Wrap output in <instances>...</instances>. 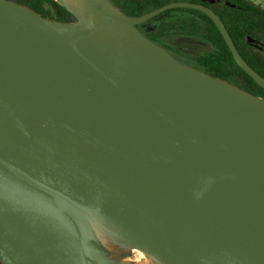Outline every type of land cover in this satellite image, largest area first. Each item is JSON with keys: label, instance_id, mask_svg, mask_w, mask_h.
I'll use <instances>...</instances> for the list:
<instances>
[{"label": "water", "instance_id": "1", "mask_svg": "<svg viewBox=\"0 0 264 264\" xmlns=\"http://www.w3.org/2000/svg\"><path fill=\"white\" fill-rule=\"evenodd\" d=\"M89 1L98 18L79 22L0 0V263L110 264L87 213L173 264H264V98L138 25L195 8L264 77L203 3L117 18Z\"/></svg>", "mask_w": 264, "mask_h": 264}, {"label": "trees", "instance_id": "2", "mask_svg": "<svg viewBox=\"0 0 264 264\" xmlns=\"http://www.w3.org/2000/svg\"><path fill=\"white\" fill-rule=\"evenodd\" d=\"M22 4L46 18L76 21L70 9L57 0H11ZM178 0H110L127 16H138L168 2ZM201 2L212 8L222 19L235 47L244 60L264 77V53L252 47L251 41L264 44V8L248 0H187ZM150 25L145 32L151 40L173 36L199 37L209 48L193 56L191 66L225 80L255 96L264 98L259 86L235 62L231 51L214 22L202 11L190 7L166 9L141 23ZM139 24V25H141ZM161 38V39H159Z\"/></svg>", "mask_w": 264, "mask_h": 264}, {"label": "bare ground", "instance_id": "3", "mask_svg": "<svg viewBox=\"0 0 264 264\" xmlns=\"http://www.w3.org/2000/svg\"><path fill=\"white\" fill-rule=\"evenodd\" d=\"M73 14L78 18L79 22L92 21L98 18L96 9L92 6L89 0H62ZM104 5L109 6L115 13L117 18H123L124 14L117 8L111 5L108 0H100ZM139 44L134 43L128 48L127 54H137L140 52ZM83 221L87 223L93 231L95 237L101 246L109 252V257L118 259L120 264H173L167 258L160 254L143 249L136 246L130 238L115 227H112L104 220L91 215L83 214ZM120 240L125 244L123 251L129 252L130 256L120 255V248L114 245L115 240Z\"/></svg>", "mask_w": 264, "mask_h": 264}, {"label": "rangeland", "instance_id": "4", "mask_svg": "<svg viewBox=\"0 0 264 264\" xmlns=\"http://www.w3.org/2000/svg\"><path fill=\"white\" fill-rule=\"evenodd\" d=\"M248 1L255 3V4H258L264 8V0H248ZM49 19L56 20L54 18V15L52 16V18H49ZM76 20H78V18H76ZM148 27H150V25H147L144 29L146 30ZM163 42L166 45L170 46L173 49V52L177 55V57L181 61H183L184 63H187L188 65L191 64L190 61L192 60L193 56L200 54L209 48L208 43L199 37L173 36V37L165 38V40ZM251 44H252V47H254L255 49H259L260 51H262L264 53V45H262L258 42H255V41H251ZM85 224H86V227H87L89 233L93 237L94 241L105 252L110 264H120L118 259L109 257V255H110L109 252L101 246V244L99 243V241L97 240L93 231L89 228L87 223H85ZM114 245L120 248V250H121L119 253L120 255L130 256L131 258H133L129 252L123 251V247H125V244L123 242H121L120 240L117 239L114 241Z\"/></svg>", "mask_w": 264, "mask_h": 264}, {"label": "flooded vegetation", "instance_id": "5", "mask_svg": "<svg viewBox=\"0 0 264 264\" xmlns=\"http://www.w3.org/2000/svg\"><path fill=\"white\" fill-rule=\"evenodd\" d=\"M201 3V2H200ZM204 4V3H203ZM206 5V4H205ZM147 25H138V28L141 30V32H143L144 34H145V32L147 31V30H149L150 28H147L146 30L144 29L145 27H146ZM146 35V34H145ZM159 39H161V38H159ZM162 43H158L159 45H161V46H163L165 49H167L172 55H174L176 58H178L177 57V55L173 52V49L170 47V46H168V45H166L163 41H164V39H161L160 40ZM157 43V42H156ZM260 44H262V45H264L263 43H260ZM179 59V58H178ZM180 60V59H179Z\"/></svg>", "mask_w": 264, "mask_h": 264}]
</instances>
